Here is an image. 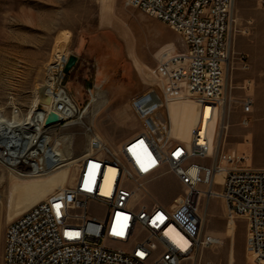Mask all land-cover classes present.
I'll use <instances>...</instances> for the list:
<instances>
[{"label": "built area", "instance_id": "2783aa9c", "mask_svg": "<svg viewBox=\"0 0 264 264\" xmlns=\"http://www.w3.org/2000/svg\"><path fill=\"white\" fill-rule=\"evenodd\" d=\"M125 1L166 22L180 35L184 49L157 66L165 69L171 87L179 88L176 80L186 66L187 92L199 104L203 121L206 112L208 119L224 116L228 74L233 70L235 0ZM260 2L264 7V0ZM56 63L49 67L51 72H57ZM66 63L58 85L46 94L50 103L37 102L31 119L24 121L35 134L38 127L46 134L68 125L75 117L73 110H80L63 83ZM243 68H248L246 62ZM155 98L150 89L133 97L132 108L140 119L159 106ZM239 101L240 122L247 126L254 100L246 95ZM51 112L61 120L47 124ZM202 128L203 123L201 128L198 124L185 143L169 135L158 140L144 125L112 146L88 127L89 141L70 183L7 223L1 264H182L222 242L204 230L205 213L198 206L200 200L213 198L223 200L229 219H246V251L255 262H264V167L245 165L244 155L223 148L210 162L199 160L211 155L210 139ZM221 128H227L224 120ZM54 148L48 141L40 148L33 137L0 135V162L18 169L23 177L42 175L60 164ZM24 152L27 161H23ZM168 172L186 187L175 198L174 207L146 196V185ZM217 173L223 174L220 182L215 179Z\"/></svg>", "mask_w": 264, "mask_h": 264}, {"label": "rangeland", "instance_id": "374dc122", "mask_svg": "<svg viewBox=\"0 0 264 264\" xmlns=\"http://www.w3.org/2000/svg\"><path fill=\"white\" fill-rule=\"evenodd\" d=\"M239 4L240 0H235L233 70L228 74L226 113L209 119L211 155L199 160L210 162L212 155L223 148L244 155L245 165L264 167V137L259 126L264 118V7L260 0H247L248 7L257 14L243 18ZM183 49L180 35L169 24L125 0H0V116L8 121L17 116L19 123L27 125L24 121L35 113V103L47 94L44 88L49 86L52 91L55 86L59 68L54 73L49 67L72 54L78 60L64 73L63 83L80 106L74 122L45 134L64 158L57 167L24 178L0 162V264L7 223L57 187L70 183L76 159L89 141L88 127L112 146L120 145L144 125L160 140L166 135L177 141L189 140L194 124L203 118L199 104L189 95L166 102L160 84L167 73L164 68L157 69L166 56ZM245 62L248 68H243ZM186 80L184 66L176 82L185 91ZM244 80L249 85L246 91L239 83ZM147 89L157 95L159 106L140 119L131 100ZM246 95L254 100L247 126L240 122L239 103ZM223 120L227 125L224 129ZM28 181H43L46 188L25 201L9 204L11 187ZM146 191V196L174 207L175 198L186 187L168 172L150 181ZM198 206L205 213L204 230L221 237L222 242L182 264H264L255 262L246 251L244 217L229 219L220 198L200 200Z\"/></svg>", "mask_w": 264, "mask_h": 264}, {"label": "bare ground", "instance_id": "6f19581e", "mask_svg": "<svg viewBox=\"0 0 264 264\" xmlns=\"http://www.w3.org/2000/svg\"><path fill=\"white\" fill-rule=\"evenodd\" d=\"M67 59H69V58L67 56H64V57L60 58V60L58 62V68L59 69L57 70L58 73L55 76L56 77L55 86L58 85L60 79L62 78V75H63L62 67L66 63ZM176 83L178 84V82H176ZM160 85L163 86L162 87L163 95H164L166 102H170V101H173V100L179 99V98L181 99L182 97L189 95L187 90L185 91V89H183L179 84H178L179 88L173 89L171 87L172 84H171V81H170L169 77L167 76V74H165L162 77ZM44 89H45V93L51 94V88H49V86H46V88H44ZM261 102H262V115L264 116V91H263V97H262ZM73 112H74L75 116L77 117L78 113H79L78 109L75 108V110H73ZM76 120H78V119H76ZM72 122H74V121H72ZM72 122H70L68 124H71ZM2 123H5V124H2ZM202 123H203L202 132H207L209 139H210V152H211L212 130L211 129L208 130V127H209L208 117L204 116V121H203V118H201L199 120L198 124L200 125V128L202 126ZM198 124H194L189 140L188 141H182V142L187 143L191 140L194 129ZM2 126H4L3 129L1 128ZM259 126L261 128V137H264V118H262ZM37 129H38V131L36 132V134L33 133V131L29 128L28 124L22 125L21 123H19L17 116H14V119L12 121L5 120L4 118H2L0 116V135L1 136H5V135L9 136L10 139H12V137H14L16 135H20L22 138H24V137H27V138L33 137L35 139L37 138V143L39 144V147L44 148L47 145L48 137H47V135L43 134L44 132L42 130H40V127H38ZM148 129L156 137L154 132L150 128H148ZM158 140H160V139H158ZM54 155L58 159V162L64 160V158L61 157V155L59 154V152L55 148H54ZM22 157H23V161H27L26 152L23 153ZM76 161H78V158L76 159ZM12 169L14 171H16L19 175H21L19 173L21 171H19L18 169H15V168H12ZM16 177H19V176H16ZM20 178H22V177H20ZM222 178H223L222 173H217L215 175V179L217 182L222 181ZM45 186H46V183L43 181H28V182H24V183H20V184H14L11 187L10 195H12V196L10 198L9 204L18 203L19 201H21V199H23V201H25L26 198L32 197L36 192L42 190ZM181 195H183V194H181ZM34 203H36V202H34Z\"/></svg>", "mask_w": 264, "mask_h": 264}, {"label": "water", "instance_id": "95a60500", "mask_svg": "<svg viewBox=\"0 0 264 264\" xmlns=\"http://www.w3.org/2000/svg\"><path fill=\"white\" fill-rule=\"evenodd\" d=\"M77 60H78L77 55L72 54L69 56V59L65 65V69H64L65 73L69 72L74 67ZM41 102L46 103V104L50 103V97L48 95H45L41 99ZM60 120H61V118L56 112H51L48 119H47V124L58 122Z\"/></svg>", "mask_w": 264, "mask_h": 264}, {"label": "crops", "instance_id": "0c3cea01", "mask_svg": "<svg viewBox=\"0 0 264 264\" xmlns=\"http://www.w3.org/2000/svg\"><path fill=\"white\" fill-rule=\"evenodd\" d=\"M239 12H240V15L241 17L243 18H247V17H250L252 16L253 14H257V11L255 12L254 10H252L250 7H248V4H247V0H240V4H239ZM99 79V78H98ZM247 80V79H246ZM246 80L242 81V82H239L242 86H241V89H244L245 91L249 89V85H247L245 82ZM134 92H131L127 97L126 99H128Z\"/></svg>", "mask_w": 264, "mask_h": 264}]
</instances>
